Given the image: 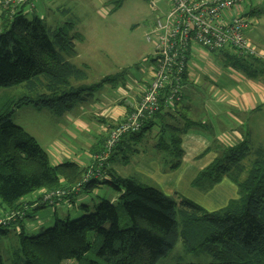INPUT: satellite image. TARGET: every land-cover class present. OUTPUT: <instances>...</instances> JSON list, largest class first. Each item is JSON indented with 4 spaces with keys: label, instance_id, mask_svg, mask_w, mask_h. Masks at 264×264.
Segmentation results:
<instances>
[{
    "label": "trees",
    "instance_id": "16d2710c",
    "mask_svg": "<svg viewBox=\"0 0 264 264\" xmlns=\"http://www.w3.org/2000/svg\"><path fill=\"white\" fill-rule=\"evenodd\" d=\"M0 10V89L24 87L20 95L0 94V214L21 209L24 198L39 189L75 184L87 193L107 185L119 193L118 206L95 194L94 210L81 203L79 217L56 218L54 225L40 226L35 234L18 222V246L6 258L0 253V264H158L179 237L185 253L207 252L216 260L205 264H264V143L254 145L250 133L235 144L211 141L206 151L213 149L216 155L198 171L191 186L208 190L226 178L236 184L239 194L213 211L185 197L176 202L135 175L110 171L107 165L118 150L136 145L154 129L153 146L163 151L165 166L171 170L182 162L184 133L213 132L209 122L193 117V107L185 102L182 90L178 101L164 102L170 89L166 87L158 95L160 105L153 115L142 119L138 130L123 133L111 148L101 163V176H94V170L86 176L85 168L73 161L52 164L38 141L17 125L15 111L28 106L61 116L113 85L118 74L77 84L87 78L86 67L71 61L78 53L75 41L83 35L75 31L79 17L67 8L65 15L72 16L52 30L44 18L27 16L33 9L0 6ZM219 60L264 84L263 59L234 50ZM185 78L186 69L181 85ZM41 197L39 193L37 198ZM42 207L45 204L36 209ZM8 226L7 221L0 223V236L8 235Z\"/></svg>",
    "mask_w": 264,
    "mask_h": 264
},
{
    "label": "crops",
    "instance_id": "0c3cea01",
    "mask_svg": "<svg viewBox=\"0 0 264 264\" xmlns=\"http://www.w3.org/2000/svg\"><path fill=\"white\" fill-rule=\"evenodd\" d=\"M78 1L81 0H34L35 7L31 14L44 18L52 30L60 22L49 23L45 16L49 12L53 16H56V13H61L64 16L63 9L67 8L80 17L76 8V2ZM263 1L249 0L229 8L223 11L224 19L229 22L235 16H244L255 23L256 18L262 12L260 8H257V5ZM46 2L48 6L45 5ZM40 3H43V5L38 7ZM151 5L157 8L154 3H151ZM75 28V31L83 35V39L75 41L78 53L71 58V61L77 66H85L87 71V78L77 84H92L106 75L118 74L115 83L108 87H103L95 94L96 96L94 95L95 97L92 100L76 105L61 116H55L46 110L38 111L27 107L19 115L16 123L26 125V129L22 128L39 142L47 152L52 164L73 161L80 167L85 168L88 176L93 172L92 170L100 169L101 163L104 161L101 158L103 156L104 143L110 131L137 106L141 95L150 84L152 75L150 79L137 82L134 86L128 83L125 84L126 75L125 73L123 74V70L115 65L95 42L85 39L84 34L80 31L82 30L80 24ZM233 51L231 48H224L213 52L214 55H211L204 48L193 44L188 51L186 78L181 85V90L186 98H191L199 94L197 87L206 89L204 91V101L202 102L203 106L200 108L204 114L196 116L202 121L209 122L212 125L213 132L207 134L203 130H200V132L192 130L182 135L183 158L176 169L177 171H187L191 175H196L216 155L213 149L206 151L213 139H217L223 144L237 143L245 134L251 131L250 128L249 131H243V117L247 113L253 114L257 111H264V84L243 76L230 66H224L219 60L225 52ZM152 60L151 74H153L155 65V60ZM194 110L193 108L191 113ZM202 158L206 159L200 162ZM112 162L107 167L110 171L115 172V169L111 166ZM154 165V163H151V166L148 165L146 168L141 166V170L151 175L154 169L158 170V166L154 167ZM102 173L104 175L105 171H102ZM139 175L136 174L135 176ZM98 187L93 188L92 192L95 189L96 193V188ZM83 193L85 192L77 190L75 194H71L65 200V205L67 207L73 206L75 204L74 200L80 204L86 202ZM76 213L78 212L75 211ZM27 218L23 223L24 228L29 226L26 221L28 220ZM41 224L42 222L38 223L39 226ZM38 228L34 227L33 230Z\"/></svg>",
    "mask_w": 264,
    "mask_h": 264
},
{
    "label": "rangeland",
    "instance_id": "374dc122",
    "mask_svg": "<svg viewBox=\"0 0 264 264\" xmlns=\"http://www.w3.org/2000/svg\"><path fill=\"white\" fill-rule=\"evenodd\" d=\"M150 1L81 0L76 2V8L81 17L78 24L82 28V30H80L81 28L78 30L82 31L86 40L89 39L91 42H95L105 55L123 70V74L125 73L126 75L125 84L128 83L132 86L136 85L137 82L151 78V70L153 67L152 59L155 60V43L154 37H151V40L148 41L146 34H151L154 31L157 15L162 16L168 13L171 7L170 0H152L157 8H154ZM41 5L43 3H40L38 7ZM45 5L48 6V3L46 2ZM257 8H260L262 12L256 18L255 23L249 20L250 23L246 27L248 29L245 28L244 31L246 32L244 34L251 44L256 47L255 49L264 55V1L258 4ZM27 16L30 18L32 14L28 13ZM69 16H62L61 13H56V16H53L49 12L45 16V19L49 23H58L59 21L60 24L58 26L60 27ZM208 52L214 55L213 52L215 51ZM197 89L199 94L191 98H186L185 100V102L189 103L195 109L193 112L195 119H197L196 115L204 114L200 108L203 106L204 91L206 90L201 87H197ZM2 92L8 95H20L24 92V87L17 85L10 88H1L0 94ZM27 107H21L15 111V122ZM243 119L244 125H242V129L246 132L250 128L251 131L249 133L254 145L264 143V111H257L253 114L247 113ZM17 125L26 129V125L23 123L21 125L17 123ZM194 132H200V130L196 129ZM210 137L212 138L211 135ZM156 139L157 130L154 129L136 145L131 143L129 148L126 147L118 150L111 166L119 175L124 177L140 174L137 177L142 182L161 190L176 202L185 197L208 211L222 208L230 199L238 197V187L226 178L208 190H200L191 186V179L195 175H191L187 171H177V168L172 170L168 169L165 166L163 151L153 146ZM133 148H137L138 150L135 151ZM205 159L202 158L200 162H203ZM151 163L155 164L154 167L158 166V170L154 169L151 175H148L141 170V166L146 168L148 165L151 166ZM55 190H63L64 193L60 196H52L51 200L43 199L46 193ZM77 190L80 189H77L75 184L49 191L39 189L24 198L25 205L21 209L0 214V218H4L11 225L7 227L9 230L8 235L6 237L0 236V253L3 258H6L12 249L18 246L17 236L15 234L19 228L18 222L22 221L24 223L27 217L28 220L26 221L30 229H26L30 235L37 233L34 232V227L42 226L48 228L54 225L56 218L64 220L67 214H69V219L71 220L79 217L82 211L79 209L80 203L78 201L74 200L75 204L73 206L70 205L67 207L65 205V200L71 194H75ZM38 193L42 194L41 198L35 197ZM95 194L101 198L109 199L116 206L119 205V193L107 185H100L96 188V193L95 189L93 192L83 193L86 198V202L84 203L89 205L90 210H94L93 205L98 198ZM40 204H45V207L36 209ZM75 211L78 213L75 214ZM27 212L30 216H27ZM41 222L42 224L39 226L38 223ZM215 261V258L207 252L185 253L183 251L182 240L179 237L176 245L168 255L159 260L158 264H172L174 262L205 264ZM9 263L7 261V264ZM65 263L68 264L69 262L67 261Z\"/></svg>",
    "mask_w": 264,
    "mask_h": 264
},
{
    "label": "built area",
    "instance_id": "2783aa9c",
    "mask_svg": "<svg viewBox=\"0 0 264 264\" xmlns=\"http://www.w3.org/2000/svg\"><path fill=\"white\" fill-rule=\"evenodd\" d=\"M246 1L249 0H170L169 12L157 15L154 31L146 34V39L150 41L154 37L155 43V65L150 84L132 112L110 131L104 144L102 160L107 158L123 133L138 130L142 119L153 115L160 105L158 95L166 87L170 89L164 102L180 99L181 77L187 67V55L192 44L207 51L231 48L242 55L264 60V55L244 35L249 19L235 16L227 22L223 16V11ZM150 2L154 3L152 0ZM0 6L11 9L22 7L26 10L35 7L34 0H0ZM93 173L94 176H101L99 169ZM63 193V190L51 191L43 199L51 200L52 196ZM5 222V219L0 218V223Z\"/></svg>",
    "mask_w": 264,
    "mask_h": 264
}]
</instances>
